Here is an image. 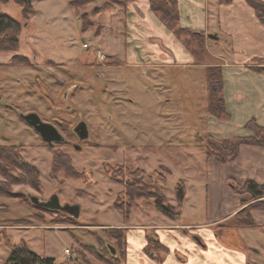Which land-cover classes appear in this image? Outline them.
I'll list each match as a JSON object with an SVG mask.
<instances>
[{"label":"rangeland","instance_id":"rangeland-1","mask_svg":"<svg viewBox=\"0 0 264 264\" xmlns=\"http://www.w3.org/2000/svg\"><path fill=\"white\" fill-rule=\"evenodd\" d=\"M73 1L78 6H72ZM126 3L32 0L34 14L28 20L13 0L0 4V14L22 26L17 49L0 52V146H16L22 159L37 172L32 180L12 179L16 181L12 183L0 176V183L8 186L11 195L0 194V264L9 257L4 236L12 245L24 242L37 255L53 258L55 264H80L85 259L90 264H103L90 253L93 251L112 261L107 248L111 246L120 255L123 247L118 248L114 232L121 230L101 225L119 219L127 221L124 211L130 207L123 194L132 174L141 177L145 193L153 189L164 195L165 201L168 202L167 195L175 201V183L183 174L180 165L193 152L184 147H167L161 140L162 133L176 132L174 137L180 136L188 144L189 125L195 121L186 112L194 109L199 99L175 93L169 105L170 126L166 130H149L150 124L161 123L162 116L160 123L151 121L157 109L168 105L158 98L161 92L154 89L149 73L143 74L142 69L134 68L124 58L125 47L134 45L129 43L131 39L122 38L124 11L118 5ZM103 7L107 9L92 13ZM181 35L185 41L190 39L187 34ZM84 43L89 47L83 48ZM190 43L195 47L194 42ZM96 49L106 56L104 60L96 57ZM110 54L116 57L110 58ZM15 55L27 57L29 66L11 65ZM112 61L118 63L111 64ZM29 113L44 122L57 121L58 132L67 144L49 147L22 120ZM78 120L87 126L85 140H79L74 133ZM174 124L177 127L170 130ZM153 138H160L158 144L162 145L153 147L157 143ZM197 140L202 148L206 137ZM54 153L69 159L76 177H65L70 172L62 169L51 171ZM166 167L171 174L165 181ZM137 169L144 174L135 172ZM12 176L25 177L19 170ZM53 194L61 205H78V217L40 209L29 199L46 201ZM116 204L122 211L115 208ZM173 207L177 210L176 205ZM155 210L153 198L146 195L134 200L129 218L146 221Z\"/></svg>","mask_w":264,"mask_h":264},{"label":"crops","instance_id":"crops-1","mask_svg":"<svg viewBox=\"0 0 264 264\" xmlns=\"http://www.w3.org/2000/svg\"><path fill=\"white\" fill-rule=\"evenodd\" d=\"M118 7L124 11L122 38L134 44L125 47L124 58L143 74L149 73L154 89L161 92L158 98L168 105L157 109L151 121L162 116L161 123L147 124L149 130L170 126L169 105L175 93L189 99L198 96L199 100L186 112L195 121L193 125L187 122L191 137L188 144L180 136L176 139V132L162 133L161 140L167 147L193 152L180 165L184 180L180 177L175 183V201L167 195L168 202L179 207V216L169 218L155 210L146 221L128 217L127 221L119 219L101 226L123 231V264H264V210L250 211L255 227L235 220L254 202L248 193H238L235 187L245 181L264 186V148L242 144L237 156L222 164L207 157L197 144V139L206 135L217 141L251 136L254 132L246 126L250 121L264 129V63L257 62L264 59V26L244 0H177L178 25L205 37L204 58L196 62L183 42L151 11L148 0H132ZM209 34L217 39H209ZM207 67L221 70L228 114L225 118L207 111ZM176 127L174 124L170 130ZM153 140L157 142L153 147L162 145L158 144L160 138ZM167 170L165 181L171 174ZM150 240L157 241L163 250L147 253L145 247Z\"/></svg>","mask_w":264,"mask_h":264},{"label":"trees","instance_id":"trees-1","mask_svg":"<svg viewBox=\"0 0 264 264\" xmlns=\"http://www.w3.org/2000/svg\"><path fill=\"white\" fill-rule=\"evenodd\" d=\"M7 0H0V4L6 3ZM130 2L132 0H126ZM232 0H221V2H230ZM255 12L258 21L264 26V0H244ZM21 9L22 16L25 20H28L33 14L34 9L32 7V0H13ZM77 2H71L72 6L76 5ZM151 11L160 19V21L168 28L178 39H180L187 49L192 54L196 62H201L205 54V37L203 33L193 31L188 28H183L178 25V8L177 0H148ZM125 4V3H124ZM103 9H94L92 13H100ZM22 26L17 21L13 20L7 15L0 14V52L14 51L18 47V36L20 34ZM181 34H187L190 39L183 40ZM191 40V41H190ZM190 42L195 43V47L191 46ZM257 62L264 63V59H259ZM109 63V62H108ZM111 64L118 63L116 61L110 62ZM11 65L29 66L27 57L15 55L10 61ZM259 70V69H258ZM205 82H206V108L208 113L216 116L225 118L228 116L225 110L223 96H222V76L221 70L218 67H207L205 70ZM248 128L253 130V135L248 137H237L229 140L217 141L211 136L206 135V140L203 144L202 149L205 151L207 157L214 158L216 161L224 164L233 160L237 154L240 145L248 144L264 148V129L257 126L253 121L246 123ZM62 169L66 175L65 177H76L72 175V167L67 157H64L62 153H54L52 158L51 171ZM15 170H19L25 177L17 179L12 174ZM135 172L144 174L143 170L137 169ZM74 173V172H73ZM37 172L22 159L19 155V150L16 146H0V176L3 177L7 183H12V179L22 181L36 178ZM32 184V183H31ZM124 197L127 200V208H131L134 200L137 198L146 197L150 195L153 198V205L155 209L169 218H177L179 216V207L176 205L177 210L174 209L167 201H165L164 195L156 193L153 189L148 190L145 193L141 177H135L133 174L130 177V181L125 183ZM32 185H36L32 184ZM5 183H0V194L11 197L8 193L9 190ZM236 192L250 195L251 200L254 202L244 208L241 212L236 215V223L255 227L253 220L250 217V211L252 209H263L264 210V186L259 185L253 181H245L242 185H237ZM181 200V199H179ZM38 207V206H36ZM43 210H47L43 207H38ZM116 209L122 211V207L116 204ZM130 208L128 211H124V218H128L130 214ZM124 209V208H123ZM127 210V209H126ZM115 238L118 240V248L122 247L123 243V231L114 232ZM4 235V233H2ZM4 244L8 247L9 257L3 264H55V260L51 257H41L29 250L24 242L19 245H12L8 238L4 236ZM120 244V246H119ZM111 260L106 257L98 255L95 251L90 252L93 256L105 263V264H123L122 260V249L120 255H112L109 248H107ZM163 250V247L157 242L150 240L148 245L145 247L147 253H153ZM80 256V255H79ZM80 264H90L88 260H82Z\"/></svg>","mask_w":264,"mask_h":264},{"label":"water","instance_id":"water-1","mask_svg":"<svg viewBox=\"0 0 264 264\" xmlns=\"http://www.w3.org/2000/svg\"><path fill=\"white\" fill-rule=\"evenodd\" d=\"M209 39H217V36L214 34L207 35ZM22 119L25 123L32 127V129L40 136L42 141L47 143L50 147L53 146V143H58L63 140L60 133L57 129L50 123L41 121V119L35 113H29L22 116ZM74 133L77 135L79 140H85L88 137V129L84 121H80L73 128ZM76 148V147H75ZM177 196L181 198L182 191L180 188L177 189ZM31 203L38 207H43L48 210L60 211L73 218H77L79 215V206L78 205H61L58 199V196L53 194L46 201H41L37 197L29 198ZM112 255H115V250L108 246Z\"/></svg>","mask_w":264,"mask_h":264},{"label":"flooded vegetation","instance_id":"flooded-vegetation-1","mask_svg":"<svg viewBox=\"0 0 264 264\" xmlns=\"http://www.w3.org/2000/svg\"><path fill=\"white\" fill-rule=\"evenodd\" d=\"M23 120V119H22ZM24 121V120H23ZM42 121V120H41ZM25 122V121H24ZM80 121L78 120L76 123L78 124ZM57 121H53V122H50V124H52L58 131V126H57ZM30 127V126H29ZM32 128V127H31ZM77 136V135H76ZM56 144H63V145H66L67 144V140L63 137V140L61 142H58V143H53V145H56ZM49 146V145H48ZM50 147V146H49Z\"/></svg>","mask_w":264,"mask_h":264},{"label":"built area","instance_id":"built-area-1","mask_svg":"<svg viewBox=\"0 0 264 264\" xmlns=\"http://www.w3.org/2000/svg\"><path fill=\"white\" fill-rule=\"evenodd\" d=\"M89 46L86 44V43H84L83 44V48H88ZM95 54H96V57L98 58V59H100V60H104L105 58H106V56L103 54V53H101L99 50H95ZM68 250L66 249V252H67Z\"/></svg>","mask_w":264,"mask_h":264}]
</instances>
